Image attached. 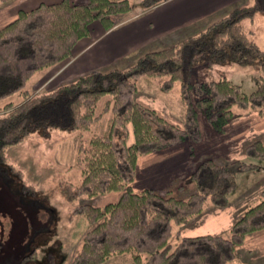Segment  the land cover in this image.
<instances>
[{
    "label": "trees",
    "instance_id": "16d2710c",
    "mask_svg": "<svg viewBox=\"0 0 264 264\" xmlns=\"http://www.w3.org/2000/svg\"><path fill=\"white\" fill-rule=\"evenodd\" d=\"M148 1L144 0V8L160 2ZM130 9L129 0L40 2L30 9H19L14 19L0 27V99L20 95L19 101L0 106V162L22 178V172L8 162L10 146L40 129L88 131L109 112L102 133L80 139L75 160L80 181H67L61 188L69 200L109 192L120 195L103 205L79 203L72 207L90 227L70 264H101L125 252L132 264H228L246 235L264 228V192L241 211L227 234L181 235L180 227L201 213L207 202L227 206L237 189L238 174L264 169V139L248 142L243 158L201 160L189 177L193 190L184 196L175 193L183 191V182L163 193L150 187L136 191L130 183L138 156L187 139H200L199 113L219 132L243 113L257 110L264 114L263 74L249 93L225 76L207 81L186 77L188 67L199 61H258L264 73V49L240 22L253 13L251 6H235L184 38L144 49L128 65L94 68L35 93L27 88L36 71L71 56L77 41L89 35L93 21L107 30L115 25L114 16ZM141 76L160 80L162 91L179 82L181 125L136 99ZM107 93L110 97L98 107ZM173 235L177 239L172 245L169 239Z\"/></svg>",
    "mask_w": 264,
    "mask_h": 264
},
{
    "label": "rangeland",
    "instance_id": "374dc122",
    "mask_svg": "<svg viewBox=\"0 0 264 264\" xmlns=\"http://www.w3.org/2000/svg\"><path fill=\"white\" fill-rule=\"evenodd\" d=\"M15 1L16 0H9L5 3L0 2V13L3 8H9ZM129 1L131 3L130 11L114 16V19L116 20L115 25L120 20L129 19L152 7L144 8V0ZM149 1L151 2V0ZM149 1L148 3H150ZM161 1L163 0H160V2ZM239 3L240 4H237L238 6H251L253 13L251 15L243 16L240 19V22L243 24L248 36L255 40L259 46L264 49V0H241ZM237 5L234 4L230 9ZM219 17L220 16L215 19H218ZM12 19L10 17L3 19L0 22V27ZM206 25L201 28H204ZM91 32L90 25L89 35H87L88 37L92 35ZM83 38H81L82 41L80 39L74 45L70 57L53 66L36 71L29 79L27 88L31 90L32 93H35L50 89L57 84L69 81L78 76L79 72L70 67L75 64L78 58L79 52L81 51L80 46L85 41ZM81 42L83 43L81 44ZM158 47L161 46L155 45L146 48V50ZM93 50L94 49L90 51V54H92ZM139 53L140 52L137 54ZM137 54L128 58L125 62L120 61L118 64L110 63V65H117L120 67L122 65H128L135 60ZM83 56L84 55H82L80 59H82ZM257 62L258 61H252L250 63L240 64L230 60L214 63L199 61L188 67L186 77L190 81H207L225 76L238 83L243 92L249 93L256 87L259 74L264 75V73L260 72ZM101 68H103V66ZM159 82L160 80L157 79L145 76L139 77L137 81L138 91L135 95L136 99L141 103L154 108L169 121L181 125L183 122V105L179 98V82L176 81L169 91H162L159 87ZM109 97L110 94L107 93L99 102L98 107H101L103 102ZM19 99L20 95L14 93L9 97L0 99V106L7 101L12 100L17 102ZM109 117V112L103 113L101 119L92 125L88 131L40 129L33 132L23 142L17 145H12L7 149L8 162L22 172V178L17 177L16 173H13V171L9 169V166L0 162L1 264H70L71 258L75 250L79 247L84 233L90 227V224L82 215L74 214L72 212V207L79 203H90L92 205H99L100 203L105 204L104 201L107 200L110 202L112 199L115 201L120 195V192H109L97 195L93 198L80 196L77 199L69 200L61 188L62 184L67 181L73 184H77L80 181L81 172L79 167L75 165L80 139H88L93 133H102L107 126ZM234 119H236V121ZM234 119L224 126L222 132H219L216 131L207 119L199 113L198 123L200 139L198 141L187 139L152 151L153 153L149 152L151 154L146 153L149 155L143 154L146 155L144 160L145 165L143 164V166L147 168L154 167V177L160 180L162 174L167 172L166 169H170L176 164L172 171H175L177 176H180L179 178L183 183H188V186L182 192L178 189L180 193H175L179 196L187 195L193 190L191 182L188 179L194 168V166L191 165L194 164L195 161L198 165L201 160L212 158L211 154L209 155L206 153L207 150L213 148L215 151H225L230 148L231 150L229 149V151L232 152L234 148H238L237 146L242 144L243 139L248 138L256 131L259 132L261 130L260 128H264V114H260L257 110L243 113ZM233 120L236 123H234ZM255 139H264V133L248 140L243 147L248 142ZM199 147L201 153L194 162L192 159L187 162L183 160V162H185L184 164L181 163L180 166L177 165V163L182 162L180 159L176 161L177 157L183 155V153L181 154L182 151L188 152V155H190V153L192 154L193 149L195 152V148ZM201 155H204V157H201ZM243 157L244 154L237 158ZM173 158L175 159V163L172 160ZM165 159H170L173 165L170 164L162 169L161 165L166 162ZM216 161L220 162L218 160ZM149 164L152 166H148ZM260 171H264V169H261ZM257 172L259 171H256V173L253 171L240 173L237 175L236 181L239 186L243 188V178L239 176L247 173L258 175ZM165 173L163 175H165ZM130 185L133 187V181ZM240 188L233 192L228 205L235 197V193L242 189ZM165 190L166 188L164 187L158 191L163 193ZM262 192H264V190H262L252 202H249L241 210L237 211L234 215L233 221L245 207L257 202ZM107 194H113L116 196H113V198L110 199ZM108 198L110 200H108ZM214 208L217 207L212 206L210 202H207L204 210L191 217L187 224H190L195 217L202 216L207 211ZM260 230H264V228L254 232ZM254 232L249 233L246 237ZM227 233L228 230L224 234ZM176 239V236L173 235L169 239V243L173 245L176 242ZM101 264L132 263L130 262L129 253L125 252L113 255ZM228 264H264V254L254 252V249L252 248H236L235 258Z\"/></svg>",
    "mask_w": 264,
    "mask_h": 264
},
{
    "label": "crops",
    "instance_id": "0c3cea01",
    "mask_svg": "<svg viewBox=\"0 0 264 264\" xmlns=\"http://www.w3.org/2000/svg\"><path fill=\"white\" fill-rule=\"evenodd\" d=\"M55 1L59 0H16L9 8L5 7L2 9L0 13V22L5 18H14L19 9H30L40 2L50 3ZM69 1L81 3L86 0ZM240 1L241 0H163L129 19L120 20L114 27L108 30H104L98 21H94L91 24L92 35L83 38L86 42H81V44L83 43L80 46L81 51L79 52L75 64L72 66L73 68H70L75 69L79 74H82L93 68H101L102 66L105 68L111 66L110 63L118 64L120 61L125 62L128 58L133 57L146 48L155 45H167L184 38L218 16H222L234 6V4H240ZM92 49L94 50L92 54H90ZM82 55L84 56L80 59ZM234 120L236 121V119ZM235 121L234 123H236ZM260 129L259 132L256 131L248 138L243 139L242 144H239L237 146L238 148H234L232 152L229 151L230 148L225 151H215L211 148L207 150L206 153L209 155L211 154L214 160L220 162L242 156L243 145L248 140L264 133V128ZM182 153L183 155H180L181 157L179 156L176 159V161L179 159L182 161L177 163L178 166H180L181 163H185L183 160L187 162L192 159L194 162L201 152L199 147L195 148V152L193 149V152L192 154L190 153V155H188V152L182 151L181 154ZM146 155L137 158L132 188L135 190H141L150 187L156 190H161V188L165 187L167 189L173 184L182 181L179 178L180 176H177L175 171H172L176 164L173 165L170 159H165L166 162L163 163L161 167L163 169L170 164L173 166L170 169H166L167 172H164L165 175H163L164 173L162 174L160 180L154 177V167L147 168L143 166ZM202 156L204 157V155H201V157ZM172 160L175 163V159L173 158ZM148 166L152 165L149 164ZM191 166H194L195 168L197 162L195 161ZM257 173L258 175L254 173L241 174L239 177L243 178V188L239 186L237 182V189L240 187L242 189L240 188L241 190L235 193V197L231 203L227 206L217 207L207 211L202 216L195 217L190 224L180 227L181 235L226 233L227 230H229L237 211L241 210L249 202H252V200L264 190V171H259ZM187 186L188 183L185 184L183 190H185ZM107 195H109L110 199L113 198V196H116L113 194ZM110 199L108 198V200ZM110 201H113V199ZM106 202L108 201H104V203ZM242 247L252 248L254 249V252L264 254V230L254 232L247 236L237 249Z\"/></svg>",
    "mask_w": 264,
    "mask_h": 264
},
{
    "label": "flooded vegetation",
    "instance_id": "af4514ba",
    "mask_svg": "<svg viewBox=\"0 0 264 264\" xmlns=\"http://www.w3.org/2000/svg\"><path fill=\"white\" fill-rule=\"evenodd\" d=\"M5 263V262H4ZM0 264H1V252H0Z\"/></svg>",
    "mask_w": 264,
    "mask_h": 264
}]
</instances>
